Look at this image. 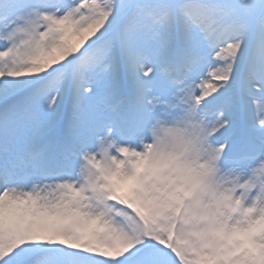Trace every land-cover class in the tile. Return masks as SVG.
<instances>
[{
    "label": "snow or ice",
    "instance_id": "6c2138e0",
    "mask_svg": "<svg viewBox=\"0 0 264 264\" xmlns=\"http://www.w3.org/2000/svg\"><path fill=\"white\" fill-rule=\"evenodd\" d=\"M0 264H264V0H0Z\"/></svg>",
    "mask_w": 264,
    "mask_h": 264
}]
</instances>
